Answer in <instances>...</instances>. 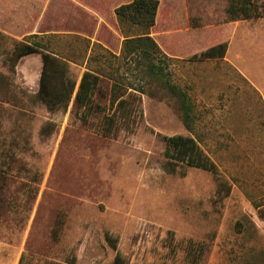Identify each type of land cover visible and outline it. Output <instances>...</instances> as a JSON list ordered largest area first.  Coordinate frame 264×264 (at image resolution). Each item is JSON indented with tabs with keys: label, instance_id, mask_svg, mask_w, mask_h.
<instances>
[{
	"label": "rangeland",
	"instance_id": "1",
	"mask_svg": "<svg viewBox=\"0 0 264 264\" xmlns=\"http://www.w3.org/2000/svg\"><path fill=\"white\" fill-rule=\"evenodd\" d=\"M132 1L0 0V264H113L107 233L123 264H264V17L159 0L151 35L195 104L189 132L178 100L123 55L115 10ZM21 42L66 60L77 84L97 72L93 110L75 95L65 110L40 103L41 55L10 65ZM221 43L225 58L189 60ZM115 84L132 88L105 135ZM176 135L219 176L169 162L163 137Z\"/></svg>",
	"mask_w": 264,
	"mask_h": 264
},
{
	"label": "trees",
	"instance_id": "2",
	"mask_svg": "<svg viewBox=\"0 0 264 264\" xmlns=\"http://www.w3.org/2000/svg\"><path fill=\"white\" fill-rule=\"evenodd\" d=\"M227 15L230 21L250 20L264 17V4L255 0H228ZM159 0H133L129 4L122 5L115 10L122 35L124 30L129 33L125 35L122 47L123 55L132 57L133 62L144 70V77L162 84V88L178 100L182 123L187 131L194 130L196 121L195 104L189 93L183 90L171 80L169 60L162 51L159 44L152 37L151 30L156 25L159 11ZM194 26L195 25L194 23ZM134 30V31H133ZM130 32H135L130 35ZM126 34V33H124ZM228 44L221 43L195 54L190 61L219 60L225 58ZM33 54H40L42 59V71L39 81V90L36 99L46 105L50 111L67 109L75 95V100L80 107H84L88 113L93 110L94 97L100 89V75L93 71H85L77 84L69 75V65L66 60L46 51L38 43H19L10 56V65L15 69L22 58ZM132 87L114 85L112 88L111 107L113 114L105 117L107 128L105 135H109L115 129V118L118 113L125 109L128 103L129 90ZM137 90V89H136ZM142 90V89H140ZM98 108H102L98 105ZM165 156L173 164H181L189 168H197L218 175V169L214 162L209 159L200 145L191 136L176 135L164 136ZM185 175V172H183ZM260 218L264 221V207H258ZM106 242L116 251L113 264H123V257L117 249L118 240L111 234H106ZM22 263L21 262L19 264ZM76 258L71 259L70 264H75Z\"/></svg>",
	"mask_w": 264,
	"mask_h": 264
}]
</instances>
